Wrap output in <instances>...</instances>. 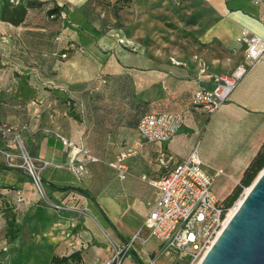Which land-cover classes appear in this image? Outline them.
Wrapping results in <instances>:
<instances>
[{
  "label": "crops",
  "instance_id": "crops-1",
  "mask_svg": "<svg viewBox=\"0 0 264 264\" xmlns=\"http://www.w3.org/2000/svg\"><path fill=\"white\" fill-rule=\"evenodd\" d=\"M29 1L10 5L0 27L33 25L37 7H29ZM32 1L55 5L62 14L54 23L41 15L33 25L43 36L36 68H0V109L16 114L1 120L0 148L12 149L15 133L25 139L35 157L50 163L43 171L49 201L68 209L54 211L40 203L26 173L1 161L3 184L26 197L21 237L9 245L11 261L51 264L55 255L113 248L140 232L145 246L136 241L125 261L144 264L141 250L147 248L157 264L162 246L144 227L157 200L147 179L166 176L198 145L214 183L231 192L264 143V54L215 114L192 105L195 91L214 88V74H230L243 62L245 45L239 38L244 29L264 39V0ZM52 24L59 33L51 32ZM14 33L0 36L10 44L6 54L11 57L21 47ZM15 104L25 106L30 118L26 109L14 110ZM163 111L183 112L184 127L169 142L144 143L127 159L126 179L107 164L90 165L88 180L77 179L66 167L70 154L59 135L97 156L116 155V161L140 142L138 118ZM111 141L115 144L103 153L99 145ZM107 171L115 176L110 183ZM99 178L107 182L98 186ZM112 255L110 250L80 262L100 264Z\"/></svg>",
  "mask_w": 264,
  "mask_h": 264
},
{
  "label": "built area",
  "instance_id": "built-area-1",
  "mask_svg": "<svg viewBox=\"0 0 264 264\" xmlns=\"http://www.w3.org/2000/svg\"><path fill=\"white\" fill-rule=\"evenodd\" d=\"M239 42L245 45L243 62L230 74H214L213 89L200 88L193 95V106L208 116H212L223 106L247 71L264 54V39L247 29L242 31ZM80 51L83 52L84 49L80 48ZM184 125L185 116L182 113H158L144 117L137 127L140 138L137 147L122 152L108 166L117 172L120 179H126L129 174L127 159L138 154L144 143L169 142ZM16 137L21 139L20 135ZM59 138L70 154L66 167L79 180L89 178L90 165L100 163L101 160L88 148L78 146L63 136L59 135ZM20 150V153L0 150V157L4 156L9 168L24 169L31 179L34 194L42 203L50 204L42 177L43 170L50 163L40 158H32L26 151ZM19 159H23V162L19 163ZM221 174L223 171L219 170L218 175ZM143 179L146 180V177ZM147 181L157 191V200L144 221L150 237L160 243L162 250L178 252L180 258H186V264H199L224 229L230 209L225 211L223 202L215 193L214 178L204 166L197 148L186 159L178 162L166 176ZM17 196L21 203H26L23 190H18ZM52 205L56 210L68 209L62 204ZM139 240L145 246L140 232L127 243L113 244L111 259L100 264H123L133 250L134 243ZM141 254L144 264H156L155 257L147 248H142Z\"/></svg>",
  "mask_w": 264,
  "mask_h": 264
},
{
  "label": "rangeland",
  "instance_id": "rangeland-1",
  "mask_svg": "<svg viewBox=\"0 0 264 264\" xmlns=\"http://www.w3.org/2000/svg\"><path fill=\"white\" fill-rule=\"evenodd\" d=\"M18 1L19 0H0V20L4 19V16L6 14V10L10 7V5L17 3ZM31 2H33V1L30 0L29 3H31ZM41 15H42L41 11L37 10L36 15L33 17H30L31 18L30 20H31V22H33V25H35L37 23V20H39ZM42 16L44 18V21H46L47 17L44 14ZM56 20H57V17H55V18L48 17L49 23L50 22L54 23V21H56ZM33 25H30L27 23L24 24L23 22H21V23H19L18 30L17 29L9 30L6 26L0 27V36H6L7 32L11 33V31L15 32L14 33L15 36L19 35L20 39H18V42H19V45L21 46L20 48L16 47L17 48V51H15L16 54L14 55V57L13 56L11 57V55L6 54L7 51L8 52L11 51V49L9 48L10 44L3 43L0 41V49H2V52L0 53L1 54V56H0V68H4L6 66H9L12 68L15 67L19 70H22V67H35L36 68L37 54H38L39 47H41V43L43 42V36L41 35L42 32L39 31L38 28L36 26H33ZM50 29H51L52 33H59L56 29L54 30L53 24L51 25ZM51 32H49V33H51ZM16 45H18V44H16ZM35 77H36V75H35ZM35 82H36V80H35ZM35 104L36 103H32L31 106L35 107L36 106ZM15 105L17 106V109H14V110H20V111L24 112L26 109L25 106H23L21 104H15ZM26 112L28 114L25 117L30 118L29 110L26 109ZM31 112H34V114H36L35 109L32 110ZM9 115L12 118L16 114H14V112H10V113L6 112L5 109L4 110L0 109V124L1 125H3L2 124L3 122H1V120H3V119L6 120V117H9ZM185 122H186V120H185ZM34 126H35V124L33 125V127ZM16 136L17 135L15 133L13 136V140H12L13 147H12V149H9L8 151L14 152V153H18V152L20 153V151H21L20 149H23L32 158H37V157H35L34 149H32V147L28 144V142L25 139L21 138L22 139L21 140L20 138H17ZM113 144H115V142L111 141L107 144H104L103 146L99 145L100 146L99 149L101 151H103V153L108 152L110 150V148L113 146ZM196 148L198 149V145L196 146ZM0 150L7 151L4 148H0ZM110 155L111 154L107 153V154H103V155L99 156V158L101 160L100 165H99L100 167L105 168V164L108 165L110 162H114V160L116 159V155H114V156H110ZM22 160L23 159H19L18 162L22 163L23 162ZM1 161H3L6 164V161H5V158L3 155H1V157H0V162ZM18 170H21V169H18ZM103 170H106V169H103ZM21 171H24V169H22ZM107 172H108L107 173L108 177H106V178H109L108 183H110L112 181V179L115 178V176L113 175V171H112V173H109V171H107ZM98 174H100V173H98ZM26 175L28 176L27 173H26ZM29 179H30V177H29ZM99 181H100V183L98 186H100L101 183L104 184L105 182H107V180H105V179L102 181L101 178H99L97 182H99ZM214 185H215L214 188L217 191V196L220 198V200L222 202H224V200L233 191L232 190L231 192H229L230 189L228 190L225 187H223L220 190L219 189L220 183H217V182H215ZM246 189L247 188H245L243 190V192L237 198L235 203L229 209H232L234 206H236V204L242 198H244ZM92 192H95V187H92ZM46 194H47V192H46ZM0 198H1V195H0ZM47 200H48V198H47ZM49 202H50V204H46V205H48V207H50L54 211H59V210L54 209L52 204H60V203H53L51 201H49ZM40 203H42V202H40ZM5 205L6 204H4L3 201H0V213L2 210L5 209ZM22 212L24 213L25 210ZM80 213L86 214L87 210L83 209ZM86 216H85V218H87ZM3 226H4V228L0 229V264H11L13 262V261H11L13 258L12 257L13 254L9 253L10 252L9 249H8V251L4 250L5 249L4 247L7 246V244L9 243V240L7 238L5 224ZM80 249L82 250V252H85L84 255H86V257H91V258H93L94 256H99L101 253L108 255L110 250L113 251V248H80ZM10 257H12V258H10ZM127 257L130 258V255H128ZM125 259L123 261V264H131V263H129V261H125ZM185 259L186 258H180L179 253L174 251V250H169V251L168 250H166V251L162 250L160 255L157 258V264H186ZM17 261H18V259H17ZM12 264H18V263L13 262ZM19 264H22V262H19Z\"/></svg>",
  "mask_w": 264,
  "mask_h": 264
},
{
  "label": "water",
  "instance_id": "water-1",
  "mask_svg": "<svg viewBox=\"0 0 264 264\" xmlns=\"http://www.w3.org/2000/svg\"><path fill=\"white\" fill-rule=\"evenodd\" d=\"M199 264H264V169Z\"/></svg>",
  "mask_w": 264,
  "mask_h": 264
},
{
  "label": "trees",
  "instance_id": "trees-1",
  "mask_svg": "<svg viewBox=\"0 0 264 264\" xmlns=\"http://www.w3.org/2000/svg\"><path fill=\"white\" fill-rule=\"evenodd\" d=\"M28 5L29 7H32V8L36 6L37 10H40L42 15L44 14L47 18L57 17L58 19L62 14V10L59 7L55 5L49 7L45 5L44 2L33 1L31 3L28 2ZM142 105H145V104L142 103ZM143 113H146L145 110H143ZM160 113H182L183 114V112L181 111H163ZM144 117L142 116L138 118V124ZM1 126L2 125L0 124V127ZM90 152L94 156L99 158V156H97L91 150ZM263 169H264V143L262 144L258 153L255 155V157L251 160V162L245 169L239 183L233 189L232 193L224 200L223 205L225 207V211H227L230 207H232V205L235 203V201L237 200V198L240 196V194L243 192L245 188H249L252 185L256 177L259 175V173ZM42 177H43V172H42ZM89 178H87L86 180H88ZM18 190H21V189L11 187V186H6L5 184H3V182L0 179V195H1L0 201H3L4 204H6L5 209L2 210L0 213V229H3L4 228L3 225L5 224L6 234H7L9 243L7 244L6 247H4L5 248L4 250L8 251L9 249L10 251L9 253H11L12 251L11 248H9L10 242L19 240V238L21 237V233H22L21 221L24 216V213L22 212L24 211V208H23V203L19 201V197L17 196ZM81 253L82 251L79 250V251L74 252L73 254H70L69 256H64L62 258L55 255L52 258L51 264H68L70 261L75 264H83L82 261L80 262V259L82 258L81 260H83L84 257L85 258L87 257L86 255H83Z\"/></svg>",
  "mask_w": 264,
  "mask_h": 264
},
{
  "label": "bare ground",
  "instance_id": "bare-ground-1",
  "mask_svg": "<svg viewBox=\"0 0 264 264\" xmlns=\"http://www.w3.org/2000/svg\"><path fill=\"white\" fill-rule=\"evenodd\" d=\"M250 190V187L246 189V193H248V191ZM244 198H242L237 204L236 206H234L232 209H230V212L227 216V219H226V222H225V226L226 224L229 222V220L232 218V216L234 215V213L237 211V209L239 208V206L241 205L242 201H243Z\"/></svg>",
  "mask_w": 264,
  "mask_h": 264
}]
</instances>
